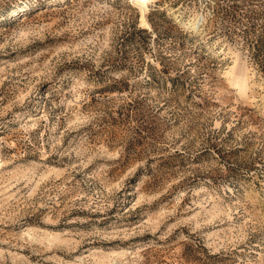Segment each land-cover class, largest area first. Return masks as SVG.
<instances>
[{
	"label": "rangeland",
	"instance_id": "obj_1",
	"mask_svg": "<svg viewBox=\"0 0 264 264\" xmlns=\"http://www.w3.org/2000/svg\"><path fill=\"white\" fill-rule=\"evenodd\" d=\"M1 17L0 264H264V0Z\"/></svg>",
	"mask_w": 264,
	"mask_h": 264
},
{
	"label": "bare ground",
	"instance_id": "obj_2",
	"mask_svg": "<svg viewBox=\"0 0 264 264\" xmlns=\"http://www.w3.org/2000/svg\"><path fill=\"white\" fill-rule=\"evenodd\" d=\"M133 3L142 9L143 11V19L146 20V17H145V13H146V10L148 9V5L149 3H152L154 2L155 0H132ZM33 2V1H32ZM27 4V3H26ZM24 5V4H23ZM23 5H20V6H23ZM19 7V6H18ZM14 15V14H13ZM4 18L1 17L0 20H3ZM191 27V26H190ZM194 29L196 30L197 29V26H193ZM230 84H232L235 88H238L241 92H244L243 91V88L246 87L248 85L247 82L245 81H239V80H232L230 81ZM247 88V87H246ZM246 90V89H245Z\"/></svg>",
	"mask_w": 264,
	"mask_h": 264
}]
</instances>
